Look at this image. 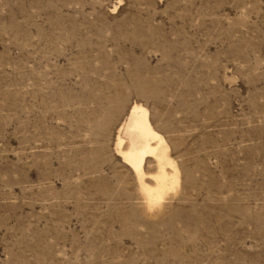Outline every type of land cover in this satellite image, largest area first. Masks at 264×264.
<instances>
[{
  "label": "rangeland",
  "instance_id": "obj_1",
  "mask_svg": "<svg viewBox=\"0 0 264 264\" xmlns=\"http://www.w3.org/2000/svg\"><path fill=\"white\" fill-rule=\"evenodd\" d=\"M134 101L182 176L152 211ZM0 264H264V0H0Z\"/></svg>",
  "mask_w": 264,
  "mask_h": 264
},
{
  "label": "bare ground",
  "instance_id": "obj_2",
  "mask_svg": "<svg viewBox=\"0 0 264 264\" xmlns=\"http://www.w3.org/2000/svg\"><path fill=\"white\" fill-rule=\"evenodd\" d=\"M115 154L135 175L147 210L162 205L181 187L179 165L155 127L149 108L141 102L134 101L118 125Z\"/></svg>",
  "mask_w": 264,
  "mask_h": 264
}]
</instances>
